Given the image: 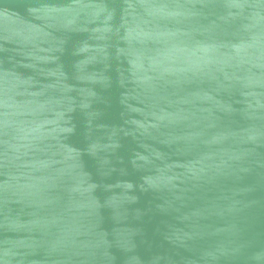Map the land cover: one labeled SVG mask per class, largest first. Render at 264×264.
Here are the masks:
<instances>
[{"label":"water","instance_id":"obj_1","mask_svg":"<svg viewBox=\"0 0 264 264\" xmlns=\"http://www.w3.org/2000/svg\"><path fill=\"white\" fill-rule=\"evenodd\" d=\"M0 264H264V0H0Z\"/></svg>","mask_w":264,"mask_h":264}]
</instances>
